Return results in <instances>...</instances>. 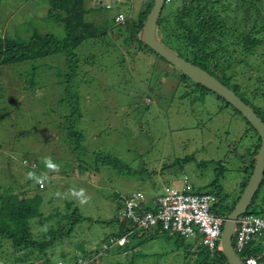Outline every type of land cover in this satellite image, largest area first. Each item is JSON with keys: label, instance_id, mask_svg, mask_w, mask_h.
Instances as JSON below:
<instances>
[{"label": "rangeland", "instance_id": "374dc122", "mask_svg": "<svg viewBox=\"0 0 264 264\" xmlns=\"http://www.w3.org/2000/svg\"><path fill=\"white\" fill-rule=\"evenodd\" d=\"M142 1L122 0L107 11L100 8L99 0L96 4L94 0H84L83 7L91 11L86 20L100 22V13L107 18L117 9L136 16L144 5ZM47 6L46 0H0V35L16 39L35 31L63 36L62 25L47 17ZM98 42L94 41V46L88 42L75 50L79 69L87 66L82 62L85 58L101 57L94 67H85L84 76L72 84L80 114L76 118L77 130L83 135L75 153L64 145L67 131L55 126L71 108L65 103L63 80L57 76L64 59L48 57L34 63V70L22 63L1 67L4 97L0 106L6 109L0 114V191L10 186L17 188L31 179L32 195L36 180L42 179L46 190L40 212L44 215L71 202L84 217L105 222L92 223L90 232L84 230L91 224H80L84 234L77 241L85 240L87 249L99 245L104 235L117 229L107 226L117 215L114 194L140 192L152 198L161 195L164 187L180 189L184 182L190 184V193L201 194L215 188L216 183L218 191L222 189L221 198L228 195L235 201L244 181L239 155L253 142L247 124L231 109L221 110L214 94L208 93L196 104L190 102L191 97L180 101L182 90L170 92L173 81L163 74L170 68L152 55L136 54L118 66V53H104ZM115 42L119 50L120 43ZM158 71L161 89L155 82ZM262 73H242L237 69L233 82L251 91L252 80L247 76L254 81L264 77V70ZM32 76L33 89L25 82ZM15 101L18 107L13 108ZM97 155L116 159L117 167L97 163ZM24 157L29 160L24 161ZM79 164L85 169L78 168ZM251 211L259 212L253 205L248 207ZM40 229L32 224L34 234ZM171 234L156 232L150 238L138 234L130 240L126 254L112 248L96 264H182L176 241L199 247L200 240L184 241ZM2 244L0 263L12 264L10 243ZM66 244L63 247L68 248Z\"/></svg>", "mask_w": 264, "mask_h": 264}, {"label": "trees", "instance_id": "16d2710c", "mask_svg": "<svg viewBox=\"0 0 264 264\" xmlns=\"http://www.w3.org/2000/svg\"><path fill=\"white\" fill-rule=\"evenodd\" d=\"M83 1L46 0L48 3L47 17L62 25L63 36L40 34L35 31L24 38L17 37L16 39L0 35V69L5 65L22 63L28 64L29 69L34 70V63L48 57L60 56L62 61L64 59V63L58 68L57 76L63 80L62 91L64 90L67 96L65 103L71 108L69 115L61 116L55 126L67 131L66 144L63 143L72 153L80 149V144L83 141L82 132L77 130L76 118L80 114L77 109V96L72 93V84L84 76L85 67H94L97 59L101 60V57H87L82 60L87 66L78 68L79 59L75 50L82 45H87L88 42L94 46L93 42L99 41L98 44L107 54L116 51L118 58L115 61L118 66L126 62L127 58L132 59L136 54L152 55L155 61L161 60L170 68L169 71L163 73L165 77H169L173 81L172 88H168L169 91L173 93L177 88L182 90L178 97L180 101L191 97L190 102L196 104L202 102L208 93L213 94L204 87L192 83L143 44L141 32L144 21L152 8V0H143L144 5L136 16L117 9V12L122 13L124 17L123 21L119 23L114 22L117 12L107 18H103L100 13V22H94L93 19L86 20L85 16L91 11L83 7ZM93 3L96 4L97 0H94ZM114 4L116 3H112L110 10L113 9ZM100 8L106 10L103 5ZM155 37L164 47L204 70L231 90L252 109L264 124V77H256L253 81L250 75L247 76V79L252 80L251 91L248 88L241 89L238 84L233 82L237 69L242 73L251 71L263 75L264 0H170L163 4L156 22ZM115 41L120 43L119 50L114 46ZM123 52L127 55H123ZM158 72L157 75H159L155 82L157 88L161 89L162 84L158 81L161 72ZM25 82L33 89L34 76ZM214 96L217 101H220L221 110L231 109L234 114L239 115L250 128V132L253 133L251 135L253 142L244 148V153L239 155L240 161L243 162L244 181L240 185V193H242L252 172L260 139L256 131L238 111L215 94ZM3 97L4 89L0 87V100ZM143 98L144 96L142 100ZM13 104H15L13 108L18 107L16 101ZM144 104L147 105V108L149 107V104ZM4 107L0 106V114L6 109ZM25 158L27 159L24 157L23 160ZM95 160L97 163L108 165V167L116 168L118 165L116 159L102 158L100 155H97ZM77 167L85 169L81 164ZM29 180L31 181V179H27L17 188L10 186L0 191V245H3L4 241L10 243V250L14 256L12 264H96L98 259L106 257L112 248L121 255L126 254L130 240L138 234L147 235L149 238L156 232H162L165 236L171 234V232L161 230L160 226L150 230L138 229L133 222L118 215L117 211L122 204L117 202V215L107 222V226L110 225L113 228L117 226L116 231L104 235L99 241V245L87 249L85 240H77L82 238L84 231H91L92 223L104 224L105 222L99 223V221L84 217L71 202H65L63 207L54 208L50 213L44 215L40 212V206L43 203L42 194L46 189L44 186L39 189L36 180L35 193L29 195V191H31ZM186 184L190 186V184ZM218 188L215 183V188H210L209 191L201 194H208L213 198L214 204L210 206V212L225 219L234 209L240 196L232 202L230 200L232 197L228 199V195L221 198L222 189L218 191ZM260 190L261 194H259ZM191 192L193 193V190ZM194 194L201 195L200 193ZM117 195L114 194L113 198H117ZM154 198H146L149 205ZM252 205L255 211L259 210L260 215L254 211L248 212V208L245 214L264 216V172L249 207ZM145 208L151 209L147 205ZM84 222L91 225H88L87 230L83 231L79 226ZM32 224L38 229L41 228V231L34 234ZM171 235L176 234L172 233ZM263 235L264 233L251 240L240 253H236L242 264H245V260L251 257L256 259V264H264ZM124 236L126 243L118 245L116 240ZM64 244L68 248L63 247ZM176 247L182 252V264H227L221 253L219 242L213 251L208 250L201 243L199 247H190L183 242L176 241ZM232 247L234 248L233 239ZM115 264H122V262H115Z\"/></svg>", "mask_w": 264, "mask_h": 264}, {"label": "built area", "instance_id": "2783aa9c", "mask_svg": "<svg viewBox=\"0 0 264 264\" xmlns=\"http://www.w3.org/2000/svg\"><path fill=\"white\" fill-rule=\"evenodd\" d=\"M105 9H111L112 2L120 0H103ZM166 3L170 0H165ZM121 13L115 17V22H122ZM38 187L43 188V183L38 180ZM185 184L177 187H164L163 193L156 196L151 204L136 192L129 196L119 195L116 202L122 204L117 213L126 220L133 222L138 229L150 230L160 226L161 230L175 233L184 240L199 239L200 243L213 251L219 242L223 223L222 217H217L210 212L213 198L208 194H192L190 186ZM151 209H146L145 206ZM264 233V216L251 214L239 215L234 228V252L240 253L253 239ZM118 245L126 243V237L116 240ZM245 264H256V259L247 258Z\"/></svg>", "mask_w": 264, "mask_h": 264}, {"label": "water", "instance_id": "95a60500", "mask_svg": "<svg viewBox=\"0 0 264 264\" xmlns=\"http://www.w3.org/2000/svg\"><path fill=\"white\" fill-rule=\"evenodd\" d=\"M152 1V8L144 21L141 32V40L143 44L167 64L172 66L177 72H180L182 75L187 77L192 83L204 87L211 93L227 102L251 125L260 139V146L255 156L252 172L234 209L225 218L219 239L221 253L227 264H242L233 250L232 236L234 233L235 221L237 217L244 214L246 209L249 207L263 177L264 124L252 111V109L244 104L231 90L222 85L218 80H216L204 70L185 61L158 42L155 37V28L157 19L163 7L164 0Z\"/></svg>", "mask_w": 264, "mask_h": 264}, {"label": "clouds", "instance_id": "9594fccd", "mask_svg": "<svg viewBox=\"0 0 264 264\" xmlns=\"http://www.w3.org/2000/svg\"><path fill=\"white\" fill-rule=\"evenodd\" d=\"M121 1H122V0H120L119 2H112V3H116V4H117V3H120ZM112 3H111V4H112ZM164 3H166L165 0H164ZM164 3H163V4H164ZM99 4L104 6V1H103V0H99ZM104 8H105V6H104ZM106 10H107V9H106ZM109 10H110V9H109ZM119 13H120V12H119ZM117 14H118V12H117ZM117 14H116V15H117ZM121 14H122V13H121ZM116 15H115V17H116ZM122 15H123V14H122ZM115 17H114V22H115ZM38 180H41V181H42V179H37V182H38ZM42 183H43V181H42ZM43 185H44V183H43ZM37 186H38V183H37ZM38 188H39V187H38ZM39 189H42V188H39ZM135 193H136V192H135ZM138 193H140V192H138ZM117 196H119V194H118ZM122 196H125V195H122ZM127 196H128V195H127ZM142 196H143V195H142ZM113 201H114L115 203H117V202H116V197L113 198ZM233 250H234V249H233ZM235 254H236V253H235ZM236 256H237V255H236Z\"/></svg>", "mask_w": 264, "mask_h": 264}, {"label": "crops", "instance_id": "0c3cea01", "mask_svg": "<svg viewBox=\"0 0 264 264\" xmlns=\"http://www.w3.org/2000/svg\"><path fill=\"white\" fill-rule=\"evenodd\" d=\"M147 199H149V198H147Z\"/></svg>", "mask_w": 264, "mask_h": 264}]
</instances>
